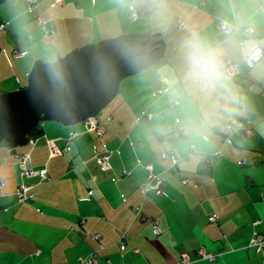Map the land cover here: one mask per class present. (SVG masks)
<instances>
[{"label":"crops","instance_id":"1","mask_svg":"<svg viewBox=\"0 0 264 264\" xmlns=\"http://www.w3.org/2000/svg\"><path fill=\"white\" fill-rule=\"evenodd\" d=\"M37 1L31 11L24 0L0 4V22H8L0 31V93L24 87L36 62L123 34L160 33L165 52L158 65L124 78L92 117L101 136L85 129L91 118L68 126L47 120L24 146L0 143V264H77L92 252L98 264H175L183 252L189 264L264 260V247L249 246L255 232L264 238V52L252 68L243 62L254 42L264 48V0ZM37 16L51 33H41ZM219 21L234 32L219 33ZM193 31L221 50L225 68H238L227 90L186 85L182 44ZM160 87L166 92L155 96ZM176 119L184 126L178 134ZM52 144L61 154L50 155ZM103 149L111 151L106 172L93 157ZM164 152L182 158L177 170ZM24 153L47 180L20 175L16 155ZM146 165L161 180L160 196L144 191ZM20 184L32 194L22 203ZM200 248L216 259L197 258Z\"/></svg>","mask_w":264,"mask_h":264},{"label":"water","instance_id":"2","mask_svg":"<svg viewBox=\"0 0 264 264\" xmlns=\"http://www.w3.org/2000/svg\"><path fill=\"white\" fill-rule=\"evenodd\" d=\"M164 52L160 33H130L86 44L54 62H36L24 87L0 93V142L21 147L40 122L68 126L96 117L124 78L158 65Z\"/></svg>","mask_w":264,"mask_h":264},{"label":"built area","instance_id":"3","mask_svg":"<svg viewBox=\"0 0 264 264\" xmlns=\"http://www.w3.org/2000/svg\"><path fill=\"white\" fill-rule=\"evenodd\" d=\"M26 3V7L27 10L31 11L33 10L35 7H37L38 5V1L37 0H24ZM63 2V0H52V3L55 5L61 4ZM131 10V18L132 19H136L138 17V13L136 10H134L133 8H130ZM37 20V25L41 31V33L43 35H47L49 33L52 32V29L48 26L47 21H45L41 16H37L36 17ZM7 25V23L3 22L0 23V29H4L5 26ZM218 32L219 33H224L226 35H230L232 34L234 31L233 29H231V27H229V25L226 26V22L224 21H219L218 23ZM250 31L249 28H246V32L248 33ZM261 51H262V47L259 43H254L248 50L247 54L245 55V57L243 58V61H245V63H247L248 65H253L254 62L258 61L261 57ZM23 53H19V52H13V56L14 57H18ZM237 67L236 65H231L230 63L227 64L226 67V72L228 77L232 78V76L237 72ZM166 92V89H164V87H160L158 89H156L154 91V95L155 96H159L162 95ZM146 117L148 119H151V115L147 114ZM176 123V133H178V131L183 130L184 126L180 123L179 119L175 120ZM84 127L87 131H91L94 132L96 135L101 136V128L100 125L98 124V122L96 121V119L91 118L89 120H87L84 124ZM243 130H245V132H248V129L246 128V126L242 127ZM58 153H61V151L59 149H57L53 144L50 146V155L54 156L57 155ZM93 157L96 159L97 161V165L98 168L100 169V171L102 172H106L108 170H110L111 166H110V156L109 154H107L106 150H94V155ZM161 158L166 159L169 162V166L171 169L177 170V166L178 164L182 161V158L176 156L174 153L172 152H164L161 154ZM23 162H20V166L22 167L23 170V175H39L41 176V178H46L45 175V170H39V171H33L30 168V159H29V155L26 154L25 157L22 160ZM25 163V164H24ZM147 173V184L146 187L144 189L145 193L147 192H152L155 195H161L162 191H161V180L159 179V177L153 173V168L152 165H147L145 167ZM30 171V173L28 172ZM123 174H126L125 171H123ZM112 181H116L115 178H112ZM0 186H2L1 181H0ZM19 188L17 189V199L20 202H25L29 199L32 198V195L27 193V189L28 187L24 186V185H19ZM263 200H264V194H263ZM139 210L138 207L136 208V211ZM215 217L211 216L209 217V221H214ZM151 224L153 226V232L154 233H158V226H157V220L156 219H151ZM95 239H97V236H94ZM250 246H253L257 249V251H261L262 248L264 247V238L260 235H258L256 232L253 234L250 242H249ZM196 254L198 256L199 259H205V260H210V261H214L216 255L213 253H209L204 251L202 248L198 249L196 251ZM190 262V256L188 255V253L183 252L180 254L178 261L175 264H189ZM264 260L262 259V261L260 262V264H264L263 263ZM78 264H98V256L96 252H92L89 255L85 256V257H80L78 259Z\"/></svg>","mask_w":264,"mask_h":264},{"label":"clouds","instance_id":"4","mask_svg":"<svg viewBox=\"0 0 264 264\" xmlns=\"http://www.w3.org/2000/svg\"><path fill=\"white\" fill-rule=\"evenodd\" d=\"M183 79L193 91L227 90L228 75L221 50L193 31L182 44Z\"/></svg>","mask_w":264,"mask_h":264},{"label":"rangeland","instance_id":"5","mask_svg":"<svg viewBox=\"0 0 264 264\" xmlns=\"http://www.w3.org/2000/svg\"><path fill=\"white\" fill-rule=\"evenodd\" d=\"M36 21H37V20H36ZM3 22L7 23V25H8V22H7V21H1L0 23H3ZM7 25H6V26H7ZM227 25H228V24L226 23V26H227ZM6 26H5V27H6ZM2 30H3V29L1 28L0 31H2ZM230 35H231V34H230ZM248 50H249V49H248ZM13 52H15V51H13ZM13 52H12L11 54H12V57L15 58V59L20 58V57H22V56L24 55V53H23V54H21V55L18 56V57H14V56H13ZM16 52H17V51H16ZM18 52H19V51H18ZM247 52H248V51H247ZM247 52L245 53V55L247 54ZM19 53H21V52H19ZM245 55H244V57H245ZM244 57H243V58H244ZM243 62L245 63V61H243ZM256 62H257V61H256ZM256 62H254V64H253L252 66H251V65H248L247 63H245V65H246L248 68H252V67L255 65ZM232 77H233V76H232ZM229 79H232V78L228 77V80H229ZM95 118H96V117H95ZM96 121L98 122V124L100 123V122L98 121V119H97ZM40 123H41V122H40ZM40 123H39V124H40ZM39 124H38V125H39ZM175 124H176V123H175ZM38 125H37V126H38ZM182 131H183V130H180V131H178V133H181ZM101 133H103V131H101ZM178 133H177V134H178ZM3 142H5V141H3ZM0 143H1V142H0ZM5 143H6V142H5ZM11 148H12V147H11ZM15 148H16V147H15ZM193 148H194V145H191V149H193ZM104 150H106V151H107V154H109V156H111V151H110V150L103 149V151H104ZM58 154H61V153H58ZM25 155H26V153L16 155L17 162H18V166H19V172H20V175H22V176H27V175H23V174H24V173H23V170H22V167H23V166H20V164H19L20 162H23L22 160H23V158L25 157ZM93 155H94V154H93ZM24 164H25V163H24ZM146 166H147V165H146ZM146 166H145V167H146ZM30 168H31V167H30ZM152 168H153V167H152ZM28 172L30 173V171H28ZM146 172H147V171H146ZM147 173H148V172H147ZM34 175H35V174H34ZM45 175H46V174H45ZM29 176H32V175H29ZM38 176H39V175H38ZM39 177H40V179H41L42 181L47 180V177H46V178H41V176H39ZM0 181H1V179H0ZM1 184H2V181H1ZM20 185H21V184H20ZM22 185L28 187V189H27V193L29 194V188H30V187L27 186V185H25V184H22ZM18 186H19V185H18ZM18 186H17L16 189H15V193H17V189L19 188ZM0 187H1V186H0ZM30 195H32V194H30ZM157 196H160V195H157ZM25 202H26V201H25ZM136 208H137V207H135V209H134L135 211H136ZM138 211H139V210H137L136 212H138ZM155 234H156V233H155ZM97 238H98V237H97ZM94 239H95V238H94ZM121 244H122V243H121ZM249 246H250V244H249ZM203 250H204V249H203ZM204 251H205V250H204ZM84 257H85V256H84ZM215 259H216V257H215ZM209 261H210V260H209ZM211 262H212V261H211ZM77 264H78V262H77Z\"/></svg>","mask_w":264,"mask_h":264},{"label":"trees","instance_id":"6","mask_svg":"<svg viewBox=\"0 0 264 264\" xmlns=\"http://www.w3.org/2000/svg\"><path fill=\"white\" fill-rule=\"evenodd\" d=\"M42 134H43V132H42V129L39 127V125L38 126H36L35 128H33V129H31L30 130V132H29V134H28V136H29V138L31 139V140H35V139H37V138H39V137H41L42 136ZM163 159V158H162ZM164 160H166V159H164ZM168 162V161H167ZM169 163V162H168ZM158 226V225H157ZM152 228H153V226H152ZM258 234V233H257ZM258 235H260V234H258ZM197 251V250H196ZM196 251H195V253H196ZM181 254V253H180ZM189 255V254H188ZM180 256V255H179ZM190 256V255H189ZM196 257L198 258V256H197V254H196Z\"/></svg>","mask_w":264,"mask_h":264},{"label":"bare ground","instance_id":"7","mask_svg":"<svg viewBox=\"0 0 264 264\" xmlns=\"http://www.w3.org/2000/svg\"><path fill=\"white\" fill-rule=\"evenodd\" d=\"M254 43H255V42H254ZM254 43H253V44H254ZM256 43H257V42H256ZM253 44H252V45H253ZM261 47H262V51H261V56H262V55H263V52H264V48H263V46H261ZM164 89H165V88H164ZM27 177H29V176H27ZM263 201H264V200H263ZM19 202H20V201H19ZM21 203H22V202H21ZM263 263H264V262H263ZM259 264H260V263H259Z\"/></svg>","mask_w":264,"mask_h":264}]
</instances>
